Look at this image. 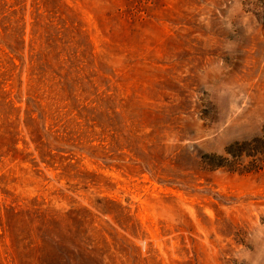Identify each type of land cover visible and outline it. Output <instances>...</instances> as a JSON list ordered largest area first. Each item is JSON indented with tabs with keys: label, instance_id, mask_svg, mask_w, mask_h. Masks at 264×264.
Instances as JSON below:
<instances>
[{
	"label": "rangeland",
	"instance_id": "obj_1",
	"mask_svg": "<svg viewBox=\"0 0 264 264\" xmlns=\"http://www.w3.org/2000/svg\"><path fill=\"white\" fill-rule=\"evenodd\" d=\"M263 131L264 0H0V264H264Z\"/></svg>",
	"mask_w": 264,
	"mask_h": 264
},
{
	"label": "trees",
	"instance_id": "obj_2",
	"mask_svg": "<svg viewBox=\"0 0 264 264\" xmlns=\"http://www.w3.org/2000/svg\"><path fill=\"white\" fill-rule=\"evenodd\" d=\"M243 144L244 146L239 147L236 151L231 150V147L229 148L228 153L232 155L231 159L209 154L208 169L212 171L224 167L235 171L238 165H244V163L247 164L239 168L242 172H252L253 170L261 169L264 164V131L261 137L250 142H244Z\"/></svg>",
	"mask_w": 264,
	"mask_h": 264
}]
</instances>
